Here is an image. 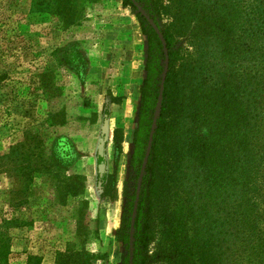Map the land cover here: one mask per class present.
Masks as SVG:
<instances>
[{
  "label": "rangeland",
  "instance_id": "rangeland-1",
  "mask_svg": "<svg viewBox=\"0 0 264 264\" xmlns=\"http://www.w3.org/2000/svg\"><path fill=\"white\" fill-rule=\"evenodd\" d=\"M47 4L0 0V225L7 221L9 262L129 264L149 25L125 0H86L84 19L65 29ZM153 222L146 264H163Z\"/></svg>",
  "mask_w": 264,
  "mask_h": 264
},
{
  "label": "trees",
  "instance_id": "trees-1",
  "mask_svg": "<svg viewBox=\"0 0 264 264\" xmlns=\"http://www.w3.org/2000/svg\"><path fill=\"white\" fill-rule=\"evenodd\" d=\"M137 1L158 25L166 20L169 70L141 190L134 264H146L154 217L163 264H264V0ZM85 3L48 0L47 6L66 29L84 19ZM145 30L137 173L164 67L156 33ZM5 225L0 264H10ZM27 264L42 262L30 256Z\"/></svg>",
  "mask_w": 264,
  "mask_h": 264
},
{
  "label": "water",
  "instance_id": "water-1",
  "mask_svg": "<svg viewBox=\"0 0 264 264\" xmlns=\"http://www.w3.org/2000/svg\"><path fill=\"white\" fill-rule=\"evenodd\" d=\"M130 1L136 8L137 12L143 17V19L147 22V24L156 33L162 45L163 54H164V67H163V71L161 74L158 97H157L156 105L154 108V113L152 117V123H151L150 131H149V135H148L145 153L143 156V160H142L138 178H137L135 197H134L133 206H132L131 215H130L129 240H128L129 264H134V250H135L134 243H135V230H136L135 224H136V218H137V213H138L143 180H144L146 169H147L150 156L152 153L154 135L157 129V123H158V119L160 117V113L162 109L165 81H166L168 70H169V52H168L167 42L164 37L163 31L161 27L158 25V23L155 21L153 16L150 15L148 11H146L144 7L137 0H130Z\"/></svg>",
  "mask_w": 264,
  "mask_h": 264
}]
</instances>
